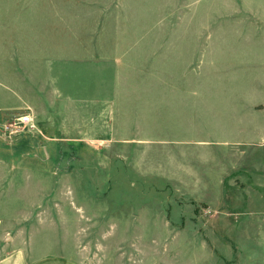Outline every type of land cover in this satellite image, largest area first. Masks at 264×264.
Masks as SVG:
<instances>
[{
    "label": "rangeland",
    "instance_id": "rangeland-1",
    "mask_svg": "<svg viewBox=\"0 0 264 264\" xmlns=\"http://www.w3.org/2000/svg\"><path fill=\"white\" fill-rule=\"evenodd\" d=\"M258 12L257 0H0L6 244L79 264H264ZM72 89L96 103L37 116ZM162 96L170 117L196 97L194 143H160ZM171 124L170 139L187 138Z\"/></svg>",
    "mask_w": 264,
    "mask_h": 264
},
{
    "label": "crops",
    "instance_id": "crops-1",
    "mask_svg": "<svg viewBox=\"0 0 264 264\" xmlns=\"http://www.w3.org/2000/svg\"><path fill=\"white\" fill-rule=\"evenodd\" d=\"M257 7L259 8V12H258V17L263 19L264 18V0H257ZM56 91V90H55ZM67 93L69 94H65V96H63L61 98L60 101H50L48 103V107H44V111H42V113H40L41 111L38 110V108L36 107V113L37 111H39L37 113L41 116L43 119L47 118H51L48 115L47 110L49 109V114L52 113V111L54 110V108H57V112L60 110V112H70L73 111L75 112V107H79L80 105H82V102H93L96 103V101H90V99H86V100H82V96H81V90L78 89H72L71 91H68ZM91 93V91H90ZM198 98V97H197ZM196 97L195 96H191V97H185V101H184V108L183 110H180L181 107H179V105L177 104V107L175 108V111H172L174 113L171 114H176L175 117H170L169 116V104L170 101L168 98H165L164 96L161 97L159 104H160V118H159V125H160V143L162 145H166L167 148L168 146H176L174 144H183V143H188L189 145L191 143H194L196 141L195 139V133L196 132V127L198 125V130H199V124H198V111H199V105H196ZM98 102V101H97ZM147 106L145 108V112L146 114H150V117L147 118L148 122L152 123L153 120H156L158 118L156 117H152L154 111L156 110V104L158 102H153L151 99L148 100L146 102ZM176 103L177 100H176ZM37 104V103H36ZM115 104H120L121 107L122 105H128V110L122 108V111L125 112L127 115H124V120L125 121H134L135 119H137L138 115H137V111L135 109V106L133 107L132 103L129 101H125L124 99H120V98H115L113 99V105ZM121 110V109H119ZM197 110V112H196ZM59 112V113H60ZM47 113V114H45ZM156 113V112H155ZM135 115H137V117H135ZM182 116V117H180ZM39 117V116H38ZM41 118V117H40ZM171 121H173L174 123H176L177 121H179L181 123V126H178V129L183 128L185 131H187V138L185 139H170L169 138V134L170 131H175L177 129H175L176 126L171 127ZM192 124V129H190L188 127V125ZM122 125H126V123L122 124ZM115 125H113V130ZM129 126H131V123H127V127L129 129ZM263 129V134H264V126L262 127ZM168 131L167 135L164 134V131ZM149 133V132H148ZM199 133V131H198ZM117 134L116 131H113V135ZM124 134H129L131 135L132 133L130 132H126ZM151 134V132H150ZM198 138V137H197ZM1 224V223H0ZM1 225H0V264H79L76 261L66 258V257H61V256H50V257H44V258H40V259H34V260H29L28 256H26L24 250H22L21 248H19L15 243L12 244H6V237L5 236H1Z\"/></svg>",
    "mask_w": 264,
    "mask_h": 264
},
{
    "label": "built area",
    "instance_id": "built-area-1",
    "mask_svg": "<svg viewBox=\"0 0 264 264\" xmlns=\"http://www.w3.org/2000/svg\"><path fill=\"white\" fill-rule=\"evenodd\" d=\"M31 124V119L28 115L19 117L17 121V125L19 128L21 127H27Z\"/></svg>",
    "mask_w": 264,
    "mask_h": 264
}]
</instances>
